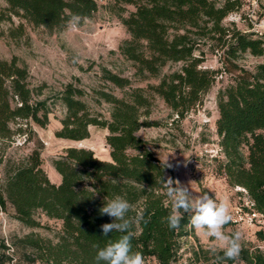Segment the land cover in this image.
Masks as SVG:
<instances>
[{
    "label": "trees",
    "instance_id": "trees-1",
    "mask_svg": "<svg viewBox=\"0 0 264 264\" xmlns=\"http://www.w3.org/2000/svg\"><path fill=\"white\" fill-rule=\"evenodd\" d=\"M5 2L6 6L0 7V23H13V16H18L49 32L67 28L73 16H79L82 23L101 7L99 0ZM244 5L245 0H112L110 10L130 34L120 45L121 53L134 62L136 75L142 80L153 77L158 82L134 87L129 77L102 67L101 77L106 83L125 89L122 97L104 88L94 91L96 103L110 105L109 116L94 110L86 100L88 92L75 82L67 83L56 94L55 99L66 108L56 136L83 140L90 136L91 125L106 128L111 156V160H104L89 148L67 147L53 160L60 183L53 182L43 168L40 147L14 162L5 181L1 178L5 157L1 148L13 144L17 136L23 135L27 141L28 133H34L32 123L45 127L52 109L48 98H39L42 88L30 87L26 65L16 56L0 58V213L9 202L16 218L27 226L42 225L36 218L38 211L62 222L57 242L40 235L22 238L34 250L33 261L95 264L98 248L121 235L103 234L101 225L111 223L112 218L99 212L104 199L119 195L132 205L128 214L134 233L132 251L141 253L144 260L154 258L158 264L177 262L183 239L194 231L190 214H183L178 230L162 223L171 208L166 206L161 180L166 181L172 170L137 132L151 125L144 115L150 113L155 96L183 119L204 104L222 72L231 73L233 82L217 95L215 171L230 186L244 189L240 193L253 203L244 208L264 218V62L254 70L238 62L246 53L264 56V38L240 29L235 22L224 23L230 13ZM128 6L134 9L128 10ZM261 7L264 13V3ZM8 34L13 38L24 35V23L9 28ZM208 53H220L222 68L203 65ZM174 62H181V68L163 73V68ZM257 234L264 240V230ZM3 247L7 248L5 244ZM207 253H211L212 264L236 263L219 249L215 254ZM206 256L210 259L209 254ZM197 260L198 251L189 264ZM239 261L264 264V248L241 244Z\"/></svg>",
    "mask_w": 264,
    "mask_h": 264
},
{
    "label": "rangeland",
    "instance_id": "rangeland-1",
    "mask_svg": "<svg viewBox=\"0 0 264 264\" xmlns=\"http://www.w3.org/2000/svg\"><path fill=\"white\" fill-rule=\"evenodd\" d=\"M99 2V10L92 18L79 23L76 30L67 27L61 31L49 32L43 27L27 23L18 16H13V23H0V58L11 59L16 56L20 63L26 65L30 72V87L42 88L43 93L39 98H48L52 109L49 123L45 127L32 123L34 133H28L27 141L25 136H17L13 144L1 148L5 154L1 165L3 181L14 162L24 159L35 147L41 148L43 168L53 182H58L60 178L53 160L64 154L67 147L89 148L97 157L111 160L106 128L91 125L90 136L83 140L56 136V132L62 127L61 120L65 116L66 108L55 96L67 83L75 82L84 88L88 92L86 100L91 107L109 116L110 105L105 102L100 105L96 103L94 91L104 88L122 97L125 89L106 83L101 77L102 67L129 77L134 87L158 82V79L153 77L142 80L136 75L134 62L120 51V45L130 38V34L116 13L110 10L112 0ZM263 3L264 0H245L244 7L240 11L230 13L224 23L230 25L235 22L240 29L254 31L256 36L264 38V13L261 7ZM5 6V0H0V7ZM127 8L134 9L132 6ZM20 22L24 23L25 34L17 38L9 36V28L17 26ZM238 62L245 68L254 70L258 63L264 62V56L246 53ZM203 65L214 69L222 68L220 53H208ZM181 66V62L169 63L163 68V73L177 70ZM232 76L226 72L219 74L216 84L206 95L204 104L192 110L183 119L178 118L163 99L155 96L150 113L144 115L151 125L142 127L137 134L148 142L149 148L162 162L167 160L172 165L169 167L172 172L168 174V178L179 180L181 185L189 187L193 196L208 193L217 200L223 199L228 203L232 220L225 225V230L229 234L239 231L242 234L241 244L264 248V240L257 234L259 230H264V219H253L244 208L248 200L240 193L241 189L230 186L225 177L215 171L214 157L218 153L219 140L216 132V120L219 117L217 95L221 88L233 82ZM76 78L79 81H76ZM36 218L41 222V226L25 225L16 218L13 206L7 203V208L0 213L2 264H50L40 260L33 261L34 250L21 240L27 235H40L57 242L62 231V222L48 218L41 211L36 213ZM215 243L214 239L194 229L192 234L183 239L179 259L174 264L194 262L192 260L197 251L200 252V260L195 264H212L211 253L207 252H212ZM3 244L7 248H4ZM205 253L210 255V259ZM144 262L158 264L154 258H148ZM238 264L246 263L239 261Z\"/></svg>",
    "mask_w": 264,
    "mask_h": 264
},
{
    "label": "clouds",
    "instance_id": "clouds-1",
    "mask_svg": "<svg viewBox=\"0 0 264 264\" xmlns=\"http://www.w3.org/2000/svg\"><path fill=\"white\" fill-rule=\"evenodd\" d=\"M80 21L79 16L71 17L68 21L69 29L76 30ZM164 163L165 167L172 166L167 160ZM161 183L166 190V206L170 205L171 208L170 213L162 217V223L166 222L169 229L178 230L183 214H190L191 226L216 242L211 249L213 254L219 248L226 259L238 264L242 234L239 231L229 234L225 230V225L232 220L228 203L223 199L217 200L208 193L193 196L189 187L181 185L179 180L171 177L166 181L161 180ZM131 210V203L122 196L104 199L99 212L111 217L112 222L102 224V232L105 236L114 232L121 235L103 248H98L94 257L95 264H145L142 254L132 251L134 233L131 230L132 219L128 215Z\"/></svg>",
    "mask_w": 264,
    "mask_h": 264
},
{
    "label": "built area",
    "instance_id": "built-area-1",
    "mask_svg": "<svg viewBox=\"0 0 264 264\" xmlns=\"http://www.w3.org/2000/svg\"><path fill=\"white\" fill-rule=\"evenodd\" d=\"M241 190H244V189H242L241 187H239ZM248 203L249 204H253L252 202H250V201H248ZM247 203V204H248ZM249 215L253 218V219H255V218H262V219H264L263 218V216L260 214V213H258V212H256V211H253V212H251V213H249ZM257 220V219H256Z\"/></svg>",
    "mask_w": 264,
    "mask_h": 264
},
{
    "label": "crops",
    "instance_id": "crops-1",
    "mask_svg": "<svg viewBox=\"0 0 264 264\" xmlns=\"http://www.w3.org/2000/svg\"><path fill=\"white\" fill-rule=\"evenodd\" d=\"M59 177H60V178H59V181H58V182H56V183H60V182H61V176L59 175Z\"/></svg>",
    "mask_w": 264,
    "mask_h": 264
}]
</instances>
